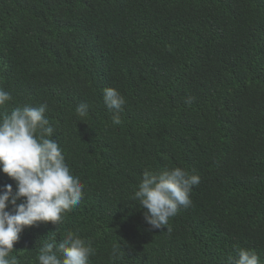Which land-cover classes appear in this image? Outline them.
<instances>
[{
	"label": "trees",
	"instance_id": "16d2710c",
	"mask_svg": "<svg viewBox=\"0 0 264 264\" xmlns=\"http://www.w3.org/2000/svg\"><path fill=\"white\" fill-rule=\"evenodd\" d=\"M107 87L126 101L119 124ZM0 88V116L47 103L84 185L58 226L23 229L19 264L68 231L91 242L88 264H224L237 248L264 264V0H0ZM174 167L200 183L152 229L134 193L146 169Z\"/></svg>",
	"mask_w": 264,
	"mask_h": 264
},
{
	"label": "clouds",
	"instance_id": "9594fccd",
	"mask_svg": "<svg viewBox=\"0 0 264 264\" xmlns=\"http://www.w3.org/2000/svg\"><path fill=\"white\" fill-rule=\"evenodd\" d=\"M12 99L9 92L0 88V106ZM103 102L114 113L113 122L119 124L124 96L116 88L107 87ZM47 107V103L38 107L24 104L0 116V172L16 182L15 191L11 184L0 191V264H19L11 253L25 227L38 222L58 226L84 197L80 177L72 173L60 144L51 138L54 128L45 116ZM88 109L87 103H80L75 111L83 118ZM199 183L198 175L181 167L159 172L146 169L134 198L147 209V224L160 229L181 207L191 205L190 194ZM21 198L23 202L18 204ZM9 204L13 206L12 212L6 210ZM118 252V247L112 249L113 256ZM235 253L224 264H260V256L254 250L237 248ZM93 254L91 242L68 231L58 243L54 235H48L38 249L37 260L39 264H88Z\"/></svg>",
	"mask_w": 264,
	"mask_h": 264
}]
</instances>
